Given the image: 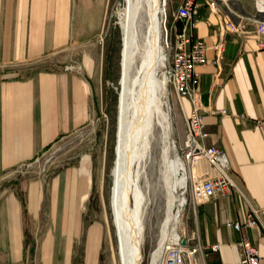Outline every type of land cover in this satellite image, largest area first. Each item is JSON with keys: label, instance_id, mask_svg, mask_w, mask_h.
<instances>
[{"label": "crops", "instance_id": "crops-1", "mask_svg": "<svg viewBox=\"0 0 264 264\" xmlns=\"http://www.w3.org/2000/svg\"><path fill=\"white\" fill-rule=\"evenodd\" d=\"M105 6L106 0H0V179L6 177L0 181V264H38L39 255L54 252L53 246L68 260L81 246L84 259L74 264L97 263L102 226L85 213L92 188L90 159L80 155L31 180L10 171L89 120V70L57 53L97 40ZM218 9L224 21L237 20L232 8ZM260 25L264 29V21ZM187 27L206 44V63L195 66L205 143L226 152L228 173L244 194L232 187L192 205L188 233L204 246L219 243L198 264H238L233 243L239 231L232 221L244 218L248 202L264 206V48L253 33L225 28L224 48L215 59L217 17L202 2ZM183 101L189 109V100ZM194 167L197 177L212 171L204 158ZM44 203L50 225L40 230ZM245 232L264 264V213Z\"/></svg>", "mask_w": 264, "mask_h": 264}, {"label": "rangeland", "instance_id": "rangeland-1", "mask_svg": "<svg viewBox=\"0 0 264 264\" xmlns=\"http://www.w3.org/2000/svg\"><path fill=\"white\" fill-rule=\"evenodd\" d=\"M179 0H166L163 25L161 31V43L166 52L165 40L174 36V24L179 27V20H173L172 9ZM124 4V5H123ZM126 6V0H106V6L102 15V33L94 42L84 45L79 49H65L57 53L65 62L69 57L85 64L92 78V100L89 120L82 127L59 137L53 143L45 147L37 156L24 163L20 173L29 180L44 178L55 169L64 166L69 161L76 160L80 155L90 159L92 173V188L89 204L86 206V215L91 219H98L102 230L99 238L98 257L96 264H120L119 242L111 221L109 195L113 179V165L115 160L114 146L117 138V124L121 112L118 101V87L120 84L121 67L123 63V49L125 36L122 31L116 10ZM218 7L232 8L236 21H243L249 29H256L264 21V11L259 10L256 0H226L219 1ZM230 8V9H229ZM231 9V11H232ZM243 15H250L248 19ZM234 21V22H236ZM256 21V22H255ZM258 21V23H257ZM166 59V58H165ZM165 61V60H164ZM162 66L158 75L162 77ZM167 94L164 95L168 102L171 119L172 133L177 154L187 166V178L184 184L177 185L175 196L182 197L179 204V222L177 231L190 232L192 220L191 192L193 182L197 180L194 163L185 159L180 151L184 135V116L179 101L169 85ZM184 99H182L183 105ZM155 151V152H154ZM155 157L153 161L146 163L147 188L143 192V210L141 217V244L139 249V264H148L150 255L159 239L160 225L164 217L165 202L167 198L168 183L163 179L158 166L157 145L152 150ZM197 162V161H196ZM195 162V163H196ZM3 177L0 179H4ZM177 208L173 206V210ZM49 206L44 203L40 209L42 221L37 224L40 230L49 227ZM85 223L82 229H85ZM110 235V242L109 236ZM168 236V235H167ZM166 236V237H167ZM82 242L83 238L79 239ZM63 242V241H62ZM61 242V243H62ZM77 243L75 244V246ZM80 246V245H79ZM43 249H48L47 247ZM58 247L53 246L51 253H42L37 259L38 264H74L83 261L84 252L81 246L73 249L68 260L67 255L57 253ZM30 257V255H29ZM162 257V255H161ZM161 260V259H160Z\"/></svg>", "mask_w": 264, "mask_h": 264}, {"label": "bare ground", "instance_id": "bare-ground-1", "mask_svg": "<svg viewBox=\"0 0 264 264\" xmlns=\"http://www.w3.org/2000/svg\"><path fill=\"white\" fill-rule=\"evenodd\" d=\"M165 4L166 0H126V6L116 10L125 46L118 87L117 102L121 112L116 123L109 207L119 242L120 264L140 263L143 192L147 188L146 163L155 159L152 150L156 145L159 170L168 183V189L159 239L148 264H160L166 239L179 234L178 206L183 196L176 197L175 191L177 185L186 182L188 171L171 137L170 109L163 98L168 90L167 79L165 75H158L166 58L161 43ZM256 4L262 8L259 10L264 11V0H256ZM173 206L177 208L173 210Z\"/></svg>", "mask_w": 264, "mask_h": 264}, {"label": "built area", "instance_id": "built-area-1", "mask_svg": "<svg viewBox=\"0 0 264 264\" xmlns=\"http://www.w3.org/2000/svg\"><path fill=\"white\" fill-rule=\"evenodd\" d=\"M199 1L204 3L217 17V38L212 44L215 59H218L224 48L223 33L225 28L240 34L253 33L258 46L264 48V29L261 25L256 29H249L243 21L223 20L218 9V3L226 0H179L172 9L173 20H179L182 23L179 27L174 24L170 25L174 36L170 41L165 40L166 59L162 66V74L165 75L166 83L175 93L183 111L184 135L180 151L185 159L191 163L204 158L212 170L210 173L197 177V180L193 182L192 205L212 197L225 195L229 193L232 187H235L244 196L228 173L229 162L226 152L221 147L205 143L208 132L198 112L200 107L197 91L199 73L195 66L206 63V44L202 38L196 37L187 27L188 23L191 25L194 23ZM67 67L65 65V68ZM184 98L189 100V109L183 105L182 99ZM224 111L221 109V112ZM23 165H18L10 172L20 171ZM263 213L264 206L257 207L248 202L244 218L232 221L233 228L239 231V236L233 243L239 250L238 264H260L261 255L257 247L250 241L245 230L259 224ZM181 238H184V243L181 242ZM193 239V235L187 234L185 231L179 232L176 237L167 238L163 246L160 264H198L199 259L205 256L208 251H215L219 247L218 242L204 246Z\"/></svg>", "mask_w": 264, "mask_h": 264}, {"label": "water", "instance_id": "water-1", "mask_svg": "<svg viewBox=\"0 0 264 264\" xmlns=\"http://www.w3.org/2000/svg\"><path fill=\"white\" fill-rule=\"evenodd\" d=\"M181 242H182V243H184V242H185L184 238H181Z\"/></svg>", "mask_w": 264, "mask_h": 264}]
</instances>
